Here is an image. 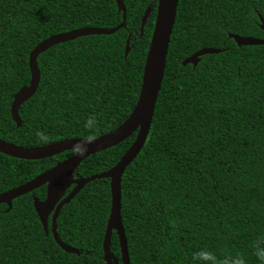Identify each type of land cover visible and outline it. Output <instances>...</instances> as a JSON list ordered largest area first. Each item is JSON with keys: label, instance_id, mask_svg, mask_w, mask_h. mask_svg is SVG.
Masks as SVG:
<instances>
[{"label": "trees", "instance_id": "obj_1", "mask_svg": "<svg viewBox=\"0 0 264 264\" xmlns=\"http://www.w3.org/2000/svg\"><path fill=\"white\" fill-rule=\"evenodd\" d=\"M121 1L125 28L58 44L37 57L39 83L18 109L16 127L10 107L30 83L31 51L55 35L116 28L122 14L115 0H0L1 141L38 148L97 139L130 117L158 0ZM261 20L264 0H178L150 129L121 177L129 264H264V46L239 47L229 38L264 39ZM202 49L220 53L182 65ZM135 138L136 132L89 156L69 178L108 172ZM73 155L24 161L0 154V194ZM109 184L92 181L61 208L57 236L74 253L54 242L50 218L45 234L33 209V198L45 199V186L13 200L8 211L0 205V264H105ZM109 249L121 264L115 232Z\"/></svg>", "mask_w": 264, "mask_h": 264}, {"label": "water", "instance_id": "obj_2", "mask_svg": "<svg viewBox=\"0 0 264 264\" xmlns=\"http://www.w3.org/2000/svg\"><path fill=\"white\" fill-rule=\"evenodd\" d=\"M115 3L117 11L122 14V22L116 28H84L55 35L42 41L31 51L28 58L30 83L27 87H22L13 96V101L10 107L11 118L16 124V127L20 126V119L17 113L18 109L34 95L39 83L40 74L36 65L37 57L49 48L58 44L87 36H109L125 28V7L121 0H115ZM177 5L178 0L157 1L153 31L144 62L138 101L130 117L120 127L97 139H69L38 148L17 147L0 140V154L17 160L40 161L50 159L65 152H74L72 157L56 164L53 168L41 173L29 182L0 194V205L7 206L8 211L12 207L13 200L45 186V199L43 201H39L36 198H33V209L45 234L48 233V219L50 218L49 228L53 240L57 246L67 253H74L75 251L62 246L57 236L56 219L61 208L65 204H68L86 184L95 180L109 179L111 207L102 242L104 261L105 264H118L117 259L110 253L109 249L112 232H115L119 243L121 264H129L127 243L120 217L121 177L125 169L139 154L150 129L156 99L163 79L167 49L175 22ZM148 16L149 11L145 12L142 17L141 32ZM261 24L264 28V20H261ZM229 38H232L239 47L264 46V39L243 38L236 35H230ZM128 52L129 47L127 42L125 46V56H127ZM218 53H220L219 50L202 49L185 59L182 65L191 64L195 66L199 57ZM135 132L136 138L134 142L111 170L103 174L93 176L89 179L72 180L69 178V175L86 158L117 146ZM87 140H90L91 142L85 143ZM77 142H81V144L86 148V151L78 153L74 148V145ZM71 187L73 188L70 193L64 198L67 191Z\"/></svg>", "mask_w": 264, "mask_h": 264}, {"label": "clouds", "instance_id": "obj_3", "mask_svg": "<svg viewBox=\"0 0 264 264\" xmlns=\"http://www.w3.org/2000/svg\"><path fill=\"white\" fill-rule=\"evenodd\" d=\"M93 124H94V120L93 119H90V120L87 121V125L88 126H92ZM90 142H91L90 140L85 141V143H90ZM74 148H75V150L78 153H82L83 151H86V148L81 144V142H77L74 145ZM197 256H199L202 259L214 260V257L212 256V254L208 253V252H200V253L197 254ZM237 264H241V262L237 261Z\"/></svg>", "mask_w": 264, "mask_h": 264}, {"label": "flooded vegetation", "instance_id": "obj_4", "mask_svg": "<svg viewBox=\"0 0 264 264\" xmlns=\"http://www.w3.org/2000/svg\"><path fill=\"white\" fill-rule=\"evenodd\" d=\"M70 191H71V188L67 191V193H66V195L64 196V198L68 196V194L70 193Z\"/></svg>", "mask_w": 264, "mask_h": 264}]
</instances>
